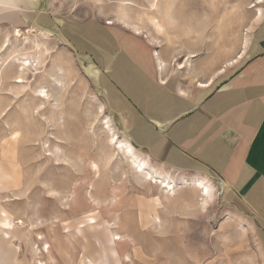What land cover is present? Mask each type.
Listing matches in <instances>:
<instances>
[{
	"label": "rangeland",
	"instance_id": "obj_1",
	"mask_svg": "<svg viewBox=\"0 0 264 264\" xmlns=\"http://www.w3.org/2000/svg\"><path fill=\"white\" fill-rule=\"evenodd\" d=\"M123 1L134 7L121 8ZM151 2L49 0L56 16L42 3L30 14L0 11V264H264V228L216 188L205 208L189 180L174 177L169 197L114 149L108 113L56 23L76 12L75 19L122 24L126 13L177 59L194 57V80L217 83L231 68L216 72L258 30L264 0H160V29L150 24ZM24 62L29 69L21 70ZM113 233L123 238L115 247Z\"/></svg>",
	"mask_w": 264,
	"mask_h": 264
},
{
	"label": "crops",
	"instance_id": "obj_2",
	"mask_svg": "<svg viewBox=\"0 0 264 264\" xmlns=\"http://www.w3.org/2000/svg\"><path fill=\"white\" fill-rule=\"evenodd\" d=\"M4 1L0 11L30 14L49 0ZM71 16L56 22L60 39L123 140L159 173L204 179L264 228V15L231 72L207 85L194 57L177 59L143 29Z\"/></svg>",
	"mask_w": 264,
	"mask_h": 264
},
{
	"label": "bare ground",
	"instance_id": "obj_3",
	"mask_svg": "<svg viewBox=\"0 0 264 264\" xmlns=\"http://www.w3.org/2000/svg\"><path fill=\"white\" fill-rule=\"evenodd\" d=\"M159 1L160 0H152L151 4L149 6L150 7L149 8V13H151V15H150L151 17L149 19L150 24L154 28H157V29H160L161 27H163V23H161L157 19V17L154 15L155 12H160L159 5H158L159 4ZM260 3H261L260 1L257 2V4H260ZM120 6H121V8H124V9H126V8L131 9L132 7H134L133 3L132 2H129V1H123L120 4ZM124 9H122V10H124ZM169 10H171V7L170 6H167L164 9L165 13L167 11H169ZM263 15H264L263 14V11L260 8H257L256 14H255V18H254L255 21L256 22H259L261 20V18L263 17ZM118 21H122V25L131 26L132 28H134L136 30H139L140 29L139 28V24L134 23L133 21H131L129 15L126 14V13L122 14L121 18ZM108 23L109 24H112L113 22L109 21ZM119 23L121 24V22H119ZM247 42L248 41L245 39L244 46H246V44H248ZM241 57H242V53L239 52V54L234 59H232L226 65H224L223 67H221L216 72L215 75L224 73L225 70H226V67H229L231 65L237 64L239 62V60L241 59ZM20 66L22 67L21 70L29 69L28 66H27V62H24ZM17 78L19 80L16 81V83H22L23 77L18 76ZM214 78L215 77L211 78L210 81H209V83L207 82L206 85L207 84H212ZM37 97L44 101V100H47L48 99V94L43 89H40V90L37 91ZM47 102H48V100H47ZM101 111H102V107H100V112ZM105 118L106 119H104V125H105L104 128L110 134L109 143L113 145L114 149L118 153H121L130 162L131 166L134 169V172L136 174L141 175L149 183L160 186L167 195L168 194L169 195H173L175 193V189H176V184H175L174 178L172 176H169L168 174H162L163 172L159 173L153 167H151L149 165V162L146 159L142 158L139 154H137L135 152L134 148L129 143H127L123 139L122 140L119 139L120 137H118L117 134L114 132V129L111 126V123H110L108 117L106 116ZM54 160L56 161V163H59V162H61L64 159L56 158ZM57 165L59 166V164H57ZM90 168H91V171H92L93 176L95 177L96 174H97V172H98L97 166L95 165V163H90ZM179 180H180V182L182 184H188L189 183L188 185H192V187H194L198 191V193H199L201 205L203 207H205V208L208 206L209 202L213 198V196H212V186L208 182H206L202 178H196V179H192V180H189V181H188L187 178H181ZM186 181H188V183H186ZM90 188H91V185H90ZM89 199H90V203L92 204L93 207H95V206L98 205V203H96V201L92 199L90 193H89ZM76 204H77V202H76ZM111 227L112 228H115L116 226L113 223V224H111ZM122 239H123L122 236H120L117 233H113V235H112V241H113L114 247L116 245V242H119ZM67 240L69 241V243H71V244L73 243L69 237H67ZM119 264H121V263H119Z\"/></svg>",
	"mask_w": 264,
	"mask_h": 264
}]
</instances>
